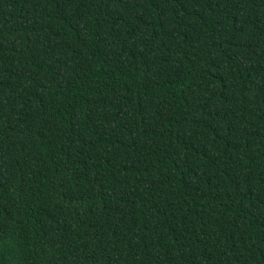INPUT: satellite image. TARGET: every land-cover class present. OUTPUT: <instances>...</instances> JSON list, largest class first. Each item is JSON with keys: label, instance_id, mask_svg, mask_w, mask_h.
<instances>
[{"label": "trees", "instance_id": "obj_1", "mask_svg": "<svg viewBox=\"0 0 264 264\" xmlns=\"http://www.w3.org/2000/svg\"><path fill=\"white\" fill-rule=\"evenodd\" d=\"M0 264H264V0H0Z\"/></svg>", "mask_w": 264, "mask_h": 264}]
</instances>
